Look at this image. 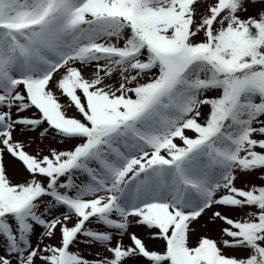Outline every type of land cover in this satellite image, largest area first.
<instances>
[{
  "label": "snow or ice",
  "instance_id": "6c2138e0",
  "mask_svg": "<svg viewBox=\"0 0 264 264\" xmlns=\"http://www.w3.org/2000/svg\"><path fill=\"white\" fill-rule=\"evenodd\" d=\"M0 264H264V0H0Z\"/></svg>",
  "mask_w": 264,
  "mask_h": 264
}]
</instances>
